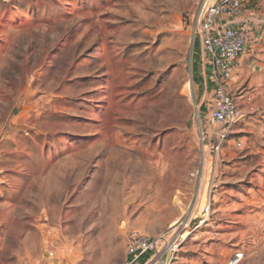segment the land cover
Wrapping results in <instances>:
<instances>
[{
  "label": "rangeland",
  "instance_id": "1",
  "mask_svg": "<svg viewBox=\"0 0 264 264\" xmlns=\"http://www.w3.org/2000/svg\"><path fill=\"white\" fill-rule=\"evenodd\" d=\"M201 2L0 0V264H123L180 219L176 264H264V93L204 148Z\"/></svg>",
  "mask_w": 264,
  "mask_h": 264
},
{
  "label": "built area",
  "instance_id": "2",
  "mask_svg": "<svg viewBox=\"0 0 264 264\" xmlns=\"http://www.w3.org/2000/svg\"><path fill=\"white\" fill-rule=\"evenodd\" d=\"M243 12V0H202L193 17L194 39L201 40L208 54L215 82L210 111L215 127L202 132L203 146L209 147L217 156L245 116L237 96L230 89L238 59L246 51L249 40V32L233 26L230 20L241 17ZM246 99L249 101L252 97L248 95ZM237 146L242 143L238 142ZM205 210L209 215L211 206ZM207 222V217L200 219L194 229ZM188 227L189 221L180 219L167 231L156 235L138 229L128 230L127 257L123 264H176L190 233ZM242 258L243 252H237L229 264H239Z\"/></svg>",
  "mask_w": 264,
  "mask_h": 264
},
{
  "label": "crops",
  "instance_id": "3",
  "mask_svg": "<svg viewBox=\"0 0 264 264\" xmlns=\"http://www.w3.org/2000/svg\"><path fill=\"white\" fill-rule=\"evenodd\" d=\"M230 22L233 26L245 29L249 32L248 47L238 59L232 80L233 86H230L234 95L237 96L245 115H247L249 112L248 103L250 101L246 99V96L250 95L252 98H255L256 95L258 96L264 93V20L260 19L256 12L245 9L241 17L230 20ZM200 41L199 38L194 39L197 63L193 80L201 96L203 110L202 118L206 120L209 117L208 100L209 96H212L215 82L211 74V65L207 60L208 54ZM209 123V120L206 121V124L204 122L202 129L204 130ZM237 125L232 135L241 132V130L237 128ZM248 126L249 125H246L245 127L247 128ZM230 139L227 142H230ZM238 140L237 142H241L240 139Z\"/></svg>",
  "mask_w": 264,
  "mask_h": 264
}]
</instances>
